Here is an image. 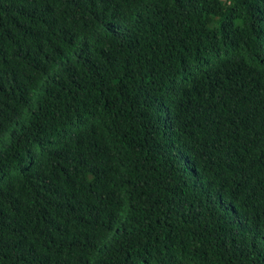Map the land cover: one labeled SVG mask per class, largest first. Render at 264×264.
<instances>
[{"label": "trees", "instance_id": "1", "mask_svg": "<svg viewBox=\"0 0 264 264\" xmlns=\"http://www.w3.org/2000/svg\"><path fill=\"white\" fill-rule=\"evenodd\" d=\"M0 264H264V0H0Z\"/></svg>", "mask_w": 264, "mask_h": 264}]
</instances>
